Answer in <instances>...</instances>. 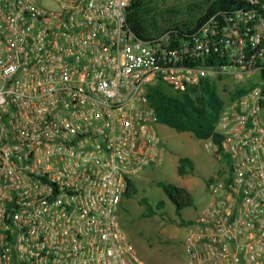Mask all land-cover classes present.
<instances>
[{
	"label": "built area",
	"instance_id": "built-area-1",
	"mask_svg": "<svg viewBox=\"0 0 264 264\" xmlns=\"http://www.w3.org/2000/svg\"><path fill=\"white\" fill-rule=\"evenodd\" d=\"M245 2L142 42L129 0H0V264H144L118 212L167 154L147 91L216 75L237 96L202 141L221 170L185 224V264H264V4Z\"/></svg>",
	"mask_w": 264,
	"mask_h": 264
},
{
	"label": "rangeland",
	"instance_id": "rangeland-1",
	"mask_svg": "<svg viewBox=\"0 0 264 264\" xmlns=\"http://www.w3.org/2000/svg\"><path fill=\"white\" fill-rule=\"evenodd\" d=\"M42 4L53 7L48 2ZM243 79L240 78V81L243 82ZM212 83L222 101L227 100L238 85L228 75H216ZM247 85L251 82L243 84ZM161 91L165 95H173L165 86L161 87ZM156 131L166 142L167 154L160 166L146 168L132 181L136 193L121 201L119 223L127 241L144 264H185L182 248L185 224L193 220L207 202L206 182L220 172L221 162L203 148L201 141L187 133H175L161 125L156 126ZM179 158L187 159L191 164V170L183 176L176 174ZM157 182L183 188L190 196V206L177 215L156 186ZM140 199H145L150 207L161 202L162 207L154 210L152 216L145 217V208L138 203Z\"/></svg>",
	"mask_w": 264,
	"mask_h": 264
},
{
	"label": "trees",
	"instance_id": "trees-1",
	"mask_svg": "<svg viewBox=\"0 0 264 264\" xmlns=\"http://www.w3.org/2000/svg\"><path fill=\"white\" fill-rule=\"evenodd\" d=\"M254 1L264 4V0ZM244 5L245 0H129L126 26L142 42L168 30L180 37L183 33L194 32L212 14L227 13ZM261 77L264 80V71ZM236 96L235 92L231 98ZM146 98L159 125L175 133H187L201 142L209 138L217 142L213 129L223 101L213 83L200 81L197 86L172 96L163 94L156 86L148 89ZM187 170H191L190 162L179 158L176 174L183 176ZM156 186L177 215L190 206V196L183 188L161 182H157ZM135 193L134 183L128 182L122 200L131 198ZM138 203L145 208V217L152 216L154 210L162 207L161 202L150 207L145 199L138 200Z\"/></svg>",
	"mask_w": 264,
	"mask_h": 264
},
{
	"label": "crops",
	"instance_id": "crops-1",
	"mask_svg": "<svg viewBox=\"0 0 264 264\" xmlns=\"http://www.w3.org/2000/svg\"><path fill=\"white\" fill-rule=\"evenodd\" d=\"M121 204V203H120Z\"/></svg>",
	"mask_w": 264,
	"mask_h": 264
}]
</instances>
